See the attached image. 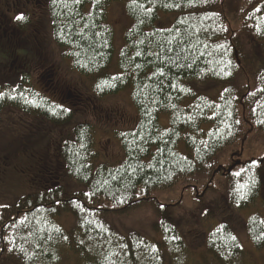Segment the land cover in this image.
<instances>
[{"label": "trees", "instance_id": "1", "mask_svg": "<svg viewBox=\"0 0 264 264\" xmlns=\"http://www.w3.org/2000/svg\"><path fill=\"white\" fill-rule=\"evenodd\" d=\"M110 1L48 0L46 20L71 69L92 81V97L129 90L138 121L118 133L121 160L114 164L99 161L95 131L85 123L54 144L53 157L44 153L50 165L29 152L38 169L28 193L0 203V264H242L241 244L221 217L226 213L208 233L207 257L197 260L178 231L182 201L162 204L157 197L203 177L202 194L219 193L213 209L234 213L264 193V155L236 160L249 131L264 136V68L251 58L264 57V0H242L235 29L227 16L231 0H132L115 74ZM160 13L176 15L169 28L157 27ZM28 22L16 24L26 32ZM8 75L0 68V121L17 110L52 127L71 122L74 112L33 89L27 75ZM211 91L214 98L204 95ZM33 136L26 140L47 137ZM226 150L233 159L222 166L217 157ZM142 210L155 216L151 239L121 236L108 225V217ZM64 214L74 219L69 232L57 220ZM245 229L254 248L264 250V217L251 216Z\"/></svg>", "mask_w": 264, "mask_h": 264}, {"label": "rangeland", "instance_id": "2", "mask_svg": "<svg viewBox=\"0 0 264 264\" xmlns=\"http://www.w3.org/2000/svg\"><path fill=\"white\" fill-rule=\"evenodd\" d=\"M12 1L0 0V60H4L12 50L11 41L15 43L14 46L20 55L25 53L20 48L29 50L30 47L32 57H34V61H30L33 70L30 86L33 89L38 90L36 88L38 79L33 81L34 76H37L44 68L51 71L52 81H59V87L64 88L62 93L65 98L71 93L73 96L79 94L86 100L76 104L74 98L65 99L64 105L74 112V117L68 125L61 127H52L42 119L30 117L17 110H8L4 113L0 121V156L3 159L6 158L5 164L0 161V172L1 168L7 169L6 172H2V177L0 175V203L4 205L14 204L20 197L28 193L29 176L31 173L37 172V164L48 162L50 165L51 160L50 162L49 160L45 161L44 153L53 157L54 144L75 125L82 121L91 125L95 131V151L99 161L114 164L121 160L118 133L134 128L138 121L137 110L131 103L129 90L126 89L117 95L102 99L92 97L95 95L91 87L92 81L73 71L70 61L64 57L65 51L53 43L51 28L46 20V14H43L46 11L40 5L35 6L34 2L30 0L29 3H26L25 0H18L12 12H7V9L11 8ZM40 1L44 3V0ZM130 1L132 0H111L107 7L106 22L113 30L114 55L109 70L111 74L117 73L118 53L123 46L124 34L131 25L126 14V5ZM241 1L231 0L230 4L228 3L227 16L229 26L233 29L237 27L238 9ZM17 17H23V19H17ZM175 17V14L160 13L158 18V25L160 26L157 27L169 28ZM24 19L29 21L26 32L20 31L16 24ZM3 30L11 41L6 40V37L3 36L1 33ZM249 50L251 51L252 48L249 47ZM251 56L257 67L264 68V57L256 54H251ZM7 73L10 76L9 80H19L18 75H15L14 72L12 74ZM52 88L56 91L57 85L52 86ZM212 92L204 95L213 97L216 95V91L215 93ZM36 133L47 135L46 140H38V143L26 140ZM247 135L248 137L240 147L239 157L236 160L258 159L264 155V136L250 131ZM32 149H35V152L40 155L41 162L34 164L36 158L33 155L28 157ZM232 159L231 150H226L217 157L222 166L229 165ZM206 181V179L203 180V177H199L196 179L197 183L194 182L188 186L189 189L180 187L163 192L157 197L162 204L178 199L182 201V209L176 213L178 226H180L178 231L191 253L197 260H204L207 257L208 233L222 222L217 218H220L219 215L222 214H219L220 212H224L226 214L221 215L222 219L232 226L233 234L243 249L242 264H264V250L259 251L254 248L245 229V225L251 216L264 217V193L246 209L233 213L224 207L218 212V209H213L211 202L214 204L219 193L202 194ZM221 182H224V179L220 176L216 177L215 184L217 187H220ZM210 214H213L214 217L207 220L206 218ZM57 220L66 232H69L74 226V219L68 214L61 215ZM154 221L155 216L151 210L136 211L125 216L107 218L108 225L119 235L126 236L131 232H137L149 239L153 236L152 223Z\"/></svg>", "mask_w": 264, "mask_h": 264}, {"label": "flooded vegetation", "instance_id": "3", "mask_svg": "<svg viewBox=\"0 0 264 264\" xmlns=\"http://www.w3.org/2000/svg\"><path fill=\"white\" fill-rule=\"evenodd\" d=\"M30 1H33L35 6L40 5L41 8H43V10L46 11V4H47L48 0H44V3H42L40 0H30ZM30 1L25 0L26 3H29ZM17 2H18V0H13L11 8L7 9V12H12V10L15 7ZM43 14H45V12ZM3 35L7 38L6 34H3ZM20 49L22 51H25L24 55H20L19 54L20 52L18 51V49H16V47L13 46V49L8 53V55L4 58V60H0V68L2 70H6L7 72H9L11 74L14 72L15 75H22V74L27 75V77L29 78L28 83L30 85L31 78H32V72H33L30 61L31 60L34 61V57H32L30 47H29V50H27V49L24 50L23 48H20ZM52 76L53 75H51L50 70L48 71L47 69L45 70L44 68H42V71L39 74H37V76L36 75L34 76L35 78L33 79V81L35 79H38V81L36 83V88L38 89L37 91L42 92L53 103L60 105L61 107L65 108V109H69L68 107H66L64 105L66 98L67 99L74 98V100H76V102H77L76 104H80L84 100H86V99H83L82 96L79 94L73 96L71 93H69L65 98V96L62 93L64 88L59 87V81L53 82ZM43 82H44V84H43ZM54 85H57L56 91L54 90V88H52V86H54ZM81 123H84V122L82 121Z\"/></svg>", "mask_w": 264, "mask_h": 264}, {"label": "snow or ice", "instance_id": "4", "mask_svg": "<svg viewBox=\"0 0 264 264\" xmlns=\"http://www.w3.org/2000/svg\"><path fill=\"white\" fill-rule=\"evenodd\" d=\"M17 19H23V17H17ZM65 111H67V109H65Z\"/></svg>", "mask_w": 264, "mask_h": 264}]
</instances>
